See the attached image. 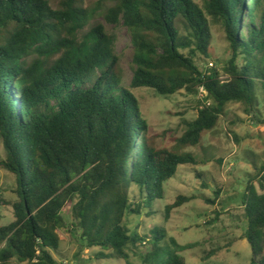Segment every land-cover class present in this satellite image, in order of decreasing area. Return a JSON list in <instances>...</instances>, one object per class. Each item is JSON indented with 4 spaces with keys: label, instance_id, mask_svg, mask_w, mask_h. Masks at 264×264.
Listing matches in <instances>:
<instances>
[{
    "label": "trees",
    "instance_id": "16d2710c",
    "mask_svg": "<svg viewBox=\"0 0 264 264\" xmlns=\"http://www.w3.org/2000/svg\"><path fill=\"white\" fill-rule=\"evenodd\" d=\"M111 1L102 14L124 25L133 44L129 84L116 36L102 23L86 30L97 11L85 0H0V168L16 181L15 201L0 197L13 207V220L0 223V264H60L53 251L66 209L84 245L100 248L98 259L131 264V252L149 242L144 264H187L181 252L194 244L164 227L149 239L128 219L154 213L151 204L165 197L179 166L198 163L183 150L217 126L229 102L253 111L261 92L264 103V0ZM213 25L223 29L230 56L222 69L204 70L201 62L214 57ZM201 85L207 95L197 117L184 122L174 146L156 147L133 89L171 95ZM257 170L242 197L244 237L251 264H264V165ZM187 200L167 205L166 216Z\"/></svg>",
    "mask_w": 264,
    "mask_h": 264
},
{
    "label": "rangeland",
    "instance_id": "374dc122",
    "mask_svg": "<svg viewBox=\"0 0 264 264\" xmlns=\"http://www.w3.org/2000/svg\"><path fill=\"white\" fill-rule=\"evenodd\" d=\"M85 5L95 9L96 18L86 28L102 23L116 36V53L125 84L133 74V44L130 33L122 24L109 23L103 10L114 5L111 0H85ZM214 57L201 62L204 70L216 66L222 69L230 56L229 42L223 29L213 25ZM208 62V64H207ZM213 62V66L210 63ZM226 77V76H224ZM140 101L141 110L149 123V138L158 148H171L185 131V121L197 117L199 92L182 89L175 94L160 95L154 89H133ZM260 105L253 111L240 102H229L217 126L205 131L201 142L183 151L192 153L198 163L183 164L174 177L165 183V197L156 199L150 209L128 219L131 230L151 239L155 227H164L168 236L181 244L194 247L181 252L187 264H251L252 247L244 237L247 227L242 197L250 175L264 165V103L258 93ZM255 117H258L255 118ZM261 120V121H260ZM5 157L0 136V158ZM200 174V175H199ZM258 185V184H257ZM15 176L0 168V197L14 202ZM189 200L172 209L167 217L166 207L178 197ZM137 201L140 196L133 191ZM149 213V214H147ZM64 224L58 230L61 238L59 251H53L60 264H126L118 258H97L99 247H86L80 231L72 227V218L66 209ZM13 220L12 205L0 202V223ZM150 250L149 242L131 252V264H144L143 255ZM107 252V251H106ZM11 264H28L13 261Z\"/></svg>",
    "mask_w": 264,
    "mask_h": 264
},
{
    "label": "built area",
    "instance_id": "2783aa9c",
    "mask_svg": "<svg viewBox=\"0 0 264 264\" xmlns=\"http://www.w3.org/2000/svg\"><path fill=\"white\" fill-rule=\"evenodd\" d=\"M212 66H213V63H210ZM221 78H224V76H222ZM199 94L202 97H205L207 95V91H206V88L205 86L201 85L199 86Z\"/></svg>",
    "mask_w": 264,
    "mask_h": 264
}]
</instances>
